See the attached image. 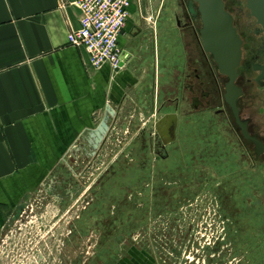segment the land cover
I'll use <instances>...</instances> for the list:
<instances>
[{
	"label": "crops",
	"instance_id": "1",
	"mask_svg": "<svg viewBox=\"0 0 264 264\" xmlns=\"http://www.w3.org/2000/svg\"><path fill=\"white\" fill-rule=\"evenodd\" d=\"M178 4L132 0L118 41L125 65L115 71L94 68L86 49L69 43L80 27L74 0H0V243L20 234L42 199L58 198L67 215L82 217L73 224L81 243H62L67 264H200L184 257L205 253L185 224L195 215L183 200L193 184L164 176L156 184L168 196L158 200L155 181L133 195L135 185L124 184L123 196L109 186L111 171L124 169L118 157L140 151L150 122L177 107L182 55L193 77L199 47L177 24ZM108 114L106 141L92 157L91 133ZM95 190L101 198L90 196Z\"/></svg>",
	"mask_w": 264,
	"mask_h": 264
},
{
	"label": "flooded vegetation",
	"instance_id": "2",
	"mask_svg": "<svg viewBox=\"0 0 264 264\" xmlns=\"http://www.w3.org/2000/svg\"><path fill=\"white\" fill-rule=\"evenodd\" d=\"M224 1L225 9L233 15L234 26L243 41V53L236 70V78L232 81L229 76L230 69L221 67L215 55L205 51L200 33L202 21L197 4L191 0H179L175 11L176 20L179 21L183 30L193 32L198 43L199 55H195L192 78L185 61L186 55H182V59L179 60L182 66L178 69L180 77L177 81V107H174L178 110V123L170 128L171 136L168 137L170 141L165 144L164 138H161L156 131V123L159 119L156 116V120L153 119L155 121L149 124L150 130L144 131L137 139L138 145L142 142L141 139L144 140L143 144L137 148L140 151H133L132 156L131 152L130 155L121 154L115 165L124 169L135 165L137 164L136 160L141 159V153L146 150L151 153L150 156H153L155 165L159 160L170 159L173 154H182L185 148H188L193 156H199L197 163H193L191 166V178L199 177L200 179L197 181L180 177V182L184 183L186 187L193 184V189L199 187L200 184L201 187L194 194L185 192L184 194L189 198L185 197L183 200L190 199L197 208L208 202L209 209L207 210H211L215 216L218 228L216 238L214 237L212 242L201 244V241H198L205 253L202 250L196 262H200V264H250L248 250H253V246L257 243L264 242V176L262 174L264 172V120H257L263 117V110L256 109L259 104L264 106V36L256 33L254 23H249L250 21L247 20L248 16L241 14L243 7L240 0H237L239 6L236 14L231 6L232 0L229 4L226 0ZM246 27H249L248 30ZM249 33L250 43L247 41ZM255 112L259 116L256 119L253 118ZM208 132L212 134L211 137L206 136ZM200 143L202 144L200 151L203 153L195 154L197 145ZM222 145L229 150L226 154L233 153V157L236 159L234 163L224 160L223 166L233 165L231 167L234 168L237 166V161H240L244 163V168H247V171L250 170L256 176L253 178L254 180H251L249 192L239 194L238 178L244 179L243 170L231 173L227 168L222 175L205 163H200L204 153L212 149L217 151L214 161L217 164L222 163ZM210 155L212 156V154ZM86 159L89 160V158ZM141 163L143 166L146 165L145 161ZM124 169L115 172L112 170L113 177L121 172L124 173ZM176 176L171 174L165 177L173 179ZM159 177L165 178L164 176ZM159 177L155 176L154 179H150V182L149 180L144 182L140 180L138 183H134L135 189L132 193L130 192L131 195L140 192L137 191L139 186L143 190L142 185L145 182L150 184L155 181V184L153 183L157 188L155 199L168 196L166 187L160 189L156 184ZM126 184L128 185V183ZM171 184L175 186V183L171 182ZM129 185L131 186V183ZM102 188L104 189L101 194L105 192L104 194L108 196L109 193L105 186ZM151 188L149 186L147 191H150ZM204 188L207 190H203ZM186 190L192 189L188 187ZM159 191H161V195ZM121 193L122 196L126 195L127 190H123ZM101 194L99 195L95 190L90 196L99 195L101 198ZM91 202L92 200L88 201L87 206H91ZM246 215L262 219L257 229L254 230V236L258 237L255 243L247 239V235H251L253 232H249L246 228L247 224L242 218ZM81 219V216H77L72 221L68 234L64 236V241L72 239L81 243V235H78L73 227V224ZM196 230L198 231V229ZM81 232L83 235L88 233L84 228H81ZM243 246H249V249H245Z\"/></svg>",
	"mask_w": 264,
	"mask_h": 264
},
{
	"label": "rangeland",
	"instance_id": "3",
	"mask_svg": "<svg viewBox=\"0 0 264 264\" xmlns=\"http://www.w3.org/2000/svg\"><path fill=\"white\" fill-rule=\"evenodd\" d=\"M226 2L227 4H229L231 3V0H226ZM231 6L234 14H236V10L239 6L238 1L232 0ZM247 20L249 21V18H247ZM246 28L248 30L249 27ZM247 36V41L250 43V33L247 34ZM258 106H256V109L261 108L263 110V117L258 118L257 120H264V106H262V104H259ZM256 117H259L257 115V112H255L253 115V118L256 119ZM206 136L211 137L212 134L208 132L206 133ZM211 141H213V138H211ZM201 148L202 144L200 143L197 145L196 152L194 153L201 155L203 153H201L200 151ZM183 151L184 152L182 154H173L170 159L166 161L159 160L155 165L153 156H150L151 153L146 150L141 153V159L137 157L139 158L136 160L137 164L128 166L124 169V173L121 172V174H117L115 177H113V182H111L109 186H111L114 193H118L123 191L122 186L126 183H131V185H133L134 183H138L140 180H142V182L149 180L150 182V179H154L155 176H170L171 174L181 176L182 178H185L187 180H189L190 178V180L194 179L198 181L200 179L199 177L191 178V166L193 163H197V159L199 158V156H193V153L188 148L183 149ZM226 152H229L228 148L222 145L221 159L223 160V162L220 164H217L214 161L215 156L217 155V151L215 152L213 149L209 152L204 153V156L200 160V163H205L206 165L210 166L211 169H214V171H218L219 174L222 175H224V171L227 168L231 173L243 170L244 179L241 178V180L240 178H238L240 185L239 194L249 192L251 189V180H254L253 178H255L256 176L250 170L247 171V168H244V163L240 161H237V166L234 168L231 167L233 165H227V167L223 166L222 164L224 163V160L228 163H234L236 160L233 157V153L226 154ZM210 154H212V156ZM142 161L146 162L145 166L142 165ZM196 172L198 173L199 171ZM262 174L264 176V172H262ZM162 179V177H159L158 181L162 183ZM167 182L168 181H165V183ZM105 187H107V183H105ZM200 187L201 184L199 185V187L188 191L187 194H194ZM203 190L206 191L207 188H204ZM257 195L259 194L257 193ZM58 200L59 199L57 198L55 202H53L47 198L42 199V201L37 204L36 210L33 213L27 212L25 214L24 220H21L17 225L18 229L15 230H17L20 234L8 235L4 237L3 242L0 243V264H35V257L37 259L38 257L40 258V262L38 264H67L65 263L66 261H64L66 249L64 248L62 243L65 234H68V231L70 230V225L74 220V215L73 213L67 215L65 213V207H62L61 209V203ZM195 206L196 205L193 204L192 210L190 209V204L188 205V207H185L187 209H190V213H195L192 218L191 225L188 226V224H190L189 220L185 221V224H187L186 227H190L187 228V234H193L192 228L196 227L198 231L196 230V235L194 237L199 239V241H201V244L212 242L215 235H217L216 233L218 223L216 221V218L211 210H207L209 209L208 202L203 203L198 208ZM187 209H184V213L188 212ZM242 218L245 219L247 230L249 232H253L251 235H247V239H250L252 243L257 242L256 240L258 237L254 236V230L257 229V227L259 226L258 224L261 223L262 219L256 218L254 216L248 217L247 215ZM213 230H215V232H213ZM159 240L160 239H158V242ZM253 247L254 249L250 250L249 246H243V248L249 249L248 259L251 261L250 264H264V242L261 244L257 243ZM66 254L68 255V253ZM193 254H195V251H187L184 257L188 256L193 260H197V258L195 259Z\"/></svg>",
	"mask_w": 264,
	"mask_h": 264
},
{
	"label": "water",
	"instance_id": "4",
	"mask_svg": "<svg viewBox=\"0 0 264 264\" xmlns=\"http://www.w3.org/2000/svg\"><path fill=\"white\" fill-rule=\"evenodd\" d=\"M198 6L202 21L200 31L205 51L215 55L221 67L229 68L232 81L236 78V70L240 64L243 53V41L234 26L233 15L225 9L224 0H191ZM243 10L249 21L254 23L256 33L264 36V0H240ZM179 5V4H178ZM180 26L178 21L177 23ZM254 31V30H253ZM255 33V32H254ZM255 33V34H256ZM125 63H122L124 66ZM112 115L115 113L111 111ZM111 114L105 116L100 125L91 133V155H95L105 143L107 132L110 130ZM178 110L173 106L161 110L156 123V131L164 143H168L171 136L170 128L178 123Z\"/></svg>",
	"mask_w": 264,
	"mask_h": 264
},
{
	"label": "built area",
	"instance_id": "5",
	"mask_svg": "<svg viewBox=\"0 0 264 264\" xmlns=\"http://www.w3.org/2000/svg\"><path fill=\"white\" fill-rule=\"evenodd\" d=\"M132 0H74L80 10V27L68 35L69 43L83 46L94 68L110 64L113 70L125 63L118 47ZM39 259V260H38ZM35 257V264L40 258Z\"/></svg>",
	"mask_w": 264,
	"mask_h": 264
},
{
	"label": "trees",
	"instance_id": "6",
	"mask_svg": "<svg viewBox=\"0 0 264 264\" xmlns=\"http://www.w3.org/2000/svg\"><path fill=\"white\" fill-rule=\"evenodd\" d=\"M175 207V206H174Z\"/></svg>",
	"mask_w": 264,
	"mask_h": 264
}]
</instances>
